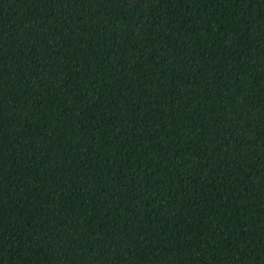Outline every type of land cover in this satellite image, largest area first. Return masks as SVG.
I'll list each match as a JSON object with an SVG mask.
<instances>
[{"label": "trees", "instance_id": "1", "mask_svg": "<svg viewBox=\"0 0 264 264\" xmlns=\"http://www.w3.org/2000/svg\"><path fill=\"white\" fill-rule=\"evenodd\" d=\"M0 264H264V0H0Z\"/></svg>", "mask_w": 264, "mask_h": 264}]
</instances>
